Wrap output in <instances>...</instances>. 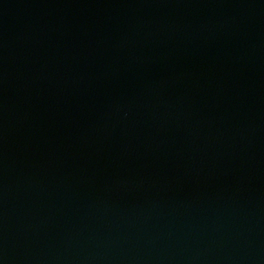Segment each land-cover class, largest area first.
<instances>
[{"label": "water", "instance_id": "obj_1", "mask_svg": "<svg viewBox=\"0 0 264 264\" xmlns=\"http://www.w3.org/2000/svg\"><path fill=\"white\" fill-rule=\"evenodd\" d=\"M0 264H264V0H0Z\"/></svg>", "mask_w": 264, "mask_h": 264}]
</instances>
